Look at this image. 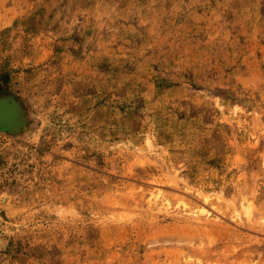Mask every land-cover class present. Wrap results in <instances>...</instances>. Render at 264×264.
Instances as JSON below:
<instances>
[{"label":"rangeland","instance_id":"374dc122","mask_svg":"<svg viewBox=\"0 0 264 264\" xmlns=\"http://www.w3.org/2000/svg\"><path fill=\"white\" fill-rule=\"evenodd\" d=\"M0 112V264H264V0H0Z\"/></svg>","mask_w":264,"mask_h":264},{"label":"bare ground","instance_id":"6f19581e","mask_svg":"<svg viewBox=\"0 0 264 264\" xmlns=\"http://www.w3.org/2000/svg\"><path fill=\"white\" fill-rule=\"evenodd\" d=\"M10 101H11V100H10ZM11 103H12V102H11ZM2 104H3V103H2ZM6 104H7V103H6ZM8 105H9V103H8ZM13 105H14V104H13ZM16 105H17V104H15V106H16ZM3 106H4V105H3ZM4 107H5V106H4ZM6 107H7V106H6ZM6 107H5V108H6ZM11 107H12V106H11ZM13 107H14V106H13ZM2 109H3V108H2ZM6 109H7V108H6ZM6 109H5V110H6ZM13 110L16 111V108L13 109ZM17 111H19V110L17 109ZM16 113H17V112H16ZM10 114H11V113H10ZM19 114H20V113H19ZM14 116H15V115H14ZM21 116H22V114H21ZM17 118H18V117H16V120H17ZM6 120L8 121V117H6V115H5L3 112H0V125H2V123H4ZM19 121H20V120H19ZM17 123H18V122H17ZM20 123H21V122H20ZM22 123H23V122H22ZM24 124H25V122H24ZM24 124H23V125H24ZM21 125H22V124H21ZM19 126H20V125H19ZM19 126H18V127H19ZM20 127H21V126H20ZM14 129H15V128H14ZM18 129H19V128H18Z\"/></svg>","mask_w":264,"mask_h":264}]
</instances>
